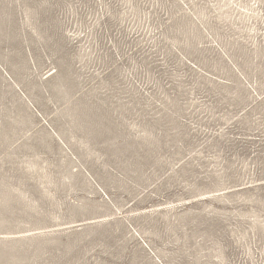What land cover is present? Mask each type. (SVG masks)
I'll use <instances>...</instances> for the list:
<instances>
[{
    "label": "rangeland",
    "instance_id": "1",
    "mask_svg": "<svg viewBox=\"0 0 264 264\" xmlns=\"http://www.w3.org/2000/svg\"><path fill=\"white\" fill-rule=\"evenodd\" d=\"M0 264H264V0H0Z\"/></svg>",
    "mask_w": 264,
    "mask_h": 264
}]
</instances>
